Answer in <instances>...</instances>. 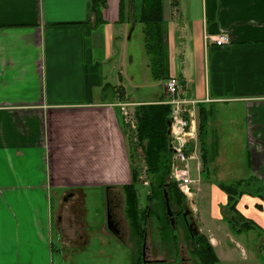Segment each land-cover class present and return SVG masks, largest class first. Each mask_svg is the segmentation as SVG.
Listing matches in <instances>:
<instances>
[{
    "label": "crops",
    "instance_id": "obj_1",
    "mask_svg": "<svg viewBox=\"0 0 264 264\" xmlns=\"http://www.w3.org/2000/svg\"><path fill=\"white\" fill-rule=\"evenodd\" d=\"M120 1L97 19L93 0H0V264H77L67 247L120 237L108 211L134 185L128 112L165 105L169 78L208 115L212 181L264 187V0H163L160 79L144 59L160 91L148 102L131 100L120 73L109 82V65L128 69L130 56L116 43ZM222 35L230 44L218 47ZM119 243V259L78 264H137V248Z\"/></svg>",
    "mask_w": 264,
    "mask_h": 264
},
{
    "label": "rangeland",
    "instance_id": "obj_2",
    "mask_svg": "<svg viewBox=\"0 0 264 264\" xmlns=\"http://www.w3.org/2000/svg\"><path fill=\"white\" fill-rule=\"evenodd\" d=\"M140 2L141 0H125L126 6L124 5L121 17V22L123 23L115 25L117 47L121 49L124 45L128 46L130 54L127 61L128 69L122 68V65L119 67L116 61V63L109 65L108 73L110 74L109 82L112 84L120 81L121 76L119 73L124 77L126 81L125 87L128 91L127 94L131 100L148 102L156 98L155 95L159 93L160 87H151L146 83L149 81L147 80L149 69H146L145 65L146 50L143 41V26L140 25L138 17ZM133 26L135 28L131 30ZM130 77L136 79V86L130 83ZM167 81L165 83V91ZM195 109L196 117L198 118V136L196 141L192 143V146L193 148H197L199 160L189 162L193 180V184L190 187L191 195H185L180 189L179 183L174 180L177 171L184 168V165L174 160L170 163L169 181L176 185L179 192L183 195L187 207L193 213L199 236L205 237L214 248L219 260L217 264H264V235L258 231L241 233L244 230V219L248 218L259 223L264 228V199H260L258 193L261 190V194L264 197V187L259 186L258 183H254L253 186H250V189L245 190V195L242 196L237 207L238 213L229 210L228 197L219 188V185L224 183L212 181V166H210V162L215 157V151L212 145V132L210 133L209 131L208 133V115L205 111L199 109V107ZM133 111L131 109L128 112L130 133L135 130L131 126L134 122ZM201 121L205 124L203 126L202 138L200 134ZM133 155L136 157L135 163L139 169L140 179L145 181V183L143 182L138 186L140 187L138 190L139 208L143 212L148 211V215L151 216L145 226L148 234L145 253L142 251L144 249L143 240H140L136 236L132 228V222L126 215L127 195H121L120 197L111 199L112 214L120 224V237L115 238V240L111 238L112 244H108L106 241L95 240L90 247H67L68 255H73L75 257L74 262L77 264L89 259L94 262L113 261V259H119L116 255H119L118 252L123 249L116 244L120 241L122 242L119 243L121 245L123 243L133 244L137 248V264H201L199 258L193 253L195 242L190 237L186 225L181 220L175 224L176 231H174V228V230L171 229L172 231H169V241L166 242L164 234L159 233V229L164 226L161 219L165 220L164 198L162 196L152 202L149 201L152 188L150 181L147 180V169L144 167L142 161V151L140 149L134 150ZM204 155V163L206 165L203 163L202 157ZM229 171L231 172L230 169ZM232 184L229 182L227 185ZM214 187L218 191L214 190ZM250 193H252L251 196ZM90 201V219L100 222L105 211V202L102 197H93ZM116 205L119 206L116 207ZM79 212L83 213L85 210L81 209ZM157 216L161 217V219L157 220ZM78 220H80V217ZM232 223L235 225L233 226ZM128 227L132 232L129 231ZM59 255L57 256L58 261L60 260Z\"/></svg>",
    "mask_w": 264,
    "mask_h": 264
},
{
    "label": "trees",
    "instance_id": "obj_3",
    "mask_svg": "<svg viewBox=\"0 0 264 264\" xmlns=\"http://www.w3.org/2000/svg\"><path fill=\"white\" fill-rule=\"evenodd\" d=\"M106 0H93V14L98 19ZM125 0H121V14ZM139 23L143 26L144 47L149 57L150 66L152 68L154 78H161V25L163 23V0H141L139 5ZM135 122V130L129 134L130 151L132 155V169L134 175V185L125 188L127 195L126 215L132 222L134 233L142 244L145 242L147 234L146 223L151 217L147 212H143L139 208V196L137 186L145 183L140 179L139 169L135 163L133 151L140 149L142 151V161L147 169L148 181L151 183L152 192L149 201L152 202L158 197L164 198L165 202V220L157 216V220L162 221L164 226L159 229V233L164 234L165 241H169V231L172 228L170 217L167 215L165 191L168 193L172 207H176L182 211L187 207L183 195L179 192L176 185L169 181L170 163L173 161L171 151V139L169 135V126L171 124V107L169 105H143L135 108L133 115ZM204 122H200V134L202 138ZM205 162V155L202 157ZM206 165V163H204ZM147 181V182H148ZM257 183L254 179L244 182H238L232 185L220 184L219 188L226 194L229 201V210L238 213V205L245 195V190ZM260 186V185H259ZM260 188V187H259ZM258 191L259 198L264 199ZM252 193H250L251 196ZM242 218H244L242 216ZM233 226L235 225L232 223ZM243 232L258 231L264 235L262 230L256 223L249 219H244ZM174 230V229H173ZM172 231V230H171ZM176 231V229L174 230ZM240 233V234H241ZM191 237V235H190ZM192 238V237H191ZM193 239V238H192ZM194 240V255L199 258L201 264H217L219 262L216 252L211 243L203 236H198ZM143 246V245H142ZM143 251V249H142Z\"/></svg>",
    "mask_w": 264,
    "mask_h": 264
},
{
    "label": "built area",
    "instance_id": "obj_4",
    "mask_svg": "<svg viewBox=\"0 0 264 264\" xmlns=\"http://www.w3.org/2000/svg\"><path fill=\"white\" fill-rule=\"evenodd\" d=\"M218 47L230 44V39L222 35L215 39ZM166 91L169 100L165 105L171 107V151L173 160L184 165L183 169L177 171L174 176L175 182H178L180 189L189 196L190 187L193 184L192 174L189 167L190 161H198L197 148H193L192 143L198 136L197 117L195 113L196 102L186 101L182 97L181 82L173 77L169 78L166 84ZM135 129V123H132ZM196 150V151H195ZM199 165V163H198Z\"/></svg>",
    "mask_w": 264,
    "mask_h": 264
},
{
    "label": "flooded vegetation",
    "instance_id": "obj_5",
    "mask_svg": "<svg viewBox=\"0 0 264 264\" xmlns=\"http://www.w3.org/2000/svg\"><path fill=\"white\" fill-rule=\"evenodd\" d=\"M118 206L119 205H116V207H118ZM110 209L112 211L111 206H110ZM173 210H174V217L176 219V222L181 220L186 225L187 230H188L189 234L191 235V237L193 239L198 237L199 235H197L196 237L192 236L193 233L198 231V228H197V223L195 221V217H194L193 213L191 212L190 208L186 207L184 210L180 211L176 207H173ZM185 215H187L186 218L184 217ZM113 219L115 221L116 227L120 230V224L115 220V217H113ZM190 230H191V232H190Z\"/></svg>",
    "mask_w": 264,
    "mask_h": 264
},
{
    "label": "water",
    "instance_id": "obj_6",
    "mask_svg": "<svg viewBox=\"0 0 264 264\" xmlns=\"http://www.w3.org/2000/svg\"><path fill=\"white\" fill-rule=\"evenodd\" d=\"M171 134V124L169 126V135ZM165 200H166V209H167V215L170 217V220H171V225H172V228L175 229V224H176V219L174 217V210H173V207L171 205V202H170V199L168 197V193L165 191ZM187 215H185L184 217L186 218ZM108 229L116 234V235H119L120 234V231L119 229L116 227L115 225V221L113 219V216H112V212L111 210L108 211ZM191 232V230H190ZM197 235H199V232L196 231L195 233H193V237H196ZM146 249V248H145Z\"/></svg>",
    "mask_w": 264,
    "mask_h": 264
}]
</instances>
